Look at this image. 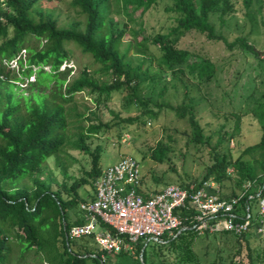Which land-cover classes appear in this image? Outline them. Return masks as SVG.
I'll list each match as a JSON object with an SVG mask.
<instances>
[{
    "label": "trees",
    "instance_id": "1",
    "mask_svg": "<svg viewBox=\"0 0 264 264\" xmlns=\"http://www.w3.org/2000/svg\"><path fill=\"white\" fill-rule=\"evenodd\" d=\"M53 1L0 0V264L9 262L14 249L20 259L34 250L44 257L45 264H141V261L143 264H200L194 245L201 236L191 229L165 239L162 244L148 243L145 247L138 244L134 255L105 253L96 247L92 237L66 239L70 227L84 222L79 204L85 199L79 195L78 189L89 186L93 191V183L103 170L100 166L101 146L91 148L87 141L117 124L113 126L111 121L107 124L101 121L91 123L89 116L93 117V112H89L87 117L83 114L78 116L90 123L78 129L73 147L88 157L89 169L83 171L82 177H72L70 184L65 181L57 183L56 189H52L50 179L41 180L39 175L44 172L45 161L57 157L65 146L68 119L64 105L85 91L106 98L112 92H121L124 104L136 106L140 115L120 119L117 113L110 111L119 122L131 124L142 116L155 120L158 112L168 110L178 119H186L191 143L211 150L210 165L206 166L201 178L179 185H200L211 180L222 187L229 181L230 192L219 193L229 198L236 196L242 185L250 182L253 186L249 194L260 192L263 195L264 97L249 111L259 125V141L232 158L220 150V145L228 138L238 136L242 115L230 113L233 119L231 131H224L221 127L217 141L211 143L196 115V100L189 96L182 78L189 74L195 80L209 83L215 81L217 70L208 57L196 55L180 46L182 38L195 33L209 42L222 43L227 50L239 49L259 59L260 53L246 37L239 36L228 41L224 36L226 20L237 12L236 5L240 4L244 16L252 21L251 8L256 0H168L171 5L166 10L174 13V24L165 33L140 38L141 29L138 32L129 31L131 40L126 43L123 40L128 30L126 25L120 28L115 23L112 3L120 5L132 21V15L138 13L142 16L163 0H70L71 8L77 10L84 21H74L66 26L58 24L52 9L42 8L43 4ZM31 40H36L38 45L32 46ZM70 43L75 44L83 54H88L110 80L99 83L86 68L75 77L70 76L69 67L61 69L70 60L71 51L67 47ZM150 46L156 47L160 53L155 71L151 70ZM23 51L28 53L27 56ZM10 60H16L17 70L8 66ZM40 72L48 73L53 80L46 96L62 106H35L24 112L18 105L12 104V94L3 91L1 85L6 82L14 86L16 81L23 80L20 76L33 75L35 80L29 86L36 84ZM166 77L179 81L183 86V100L178 105L163 100L168 82ZM45 89L38 92L44 94ZM161 145L157 143L151 154L154 161H163L165 148ZM228 169L232 172L228 173ZM62 174L69 178L65 170ZM28 176L30 186L12 187L13 182ZM138 192L142 193V190ZM240 204V207L248 205L250 209V229L241 235L227 231L202 235H210L212 240L220 241L222 251L227 253L223 257L220 255L222 251L216 250L215 258L208 264H233L242 251L247 264H264V251L259 253L254 250L251 241L259 237L254 231L258 224L257 198L248 200L245 196ZM150 244L152 249L147 251ZM111 257L114 258L110 261Z\"/></svg>",
    "mask_w": 264,
    "mask_h": 264
},
{
    "label": "rangeland",
    "instance_id": "2",
    "mask_svg": "<svg viewBox=\"0 0 264 264\" xmlns=\"http://www.w3.org/2000/svg\"><path fill=\"white\" fill-rule=\"evenodd\" d=\"M170 5L171 2L163 0L142 16H139L138 13L132 15V21H129L120 5L117 6L113 2L111 9L115 23L120 28L126 25L128 30L123 40L124 43L131 40L129 31L138 32L141 29L139 38L143 35L165 33L174 24V13L166 10ZM42 8L52 9L60 26H66L74 21L81 23L84 21L83 16L71 8L70 0H54L50 4H43ZM236 9L237 12L226 20L224 36L228 41L239 36L246 37L260 53L259 59L239 49L227 50L222 43L209 42L203 36L195 33L188 34L180 41L182 48L196 55L208 57L217 70L215 81L209 83L195 80L189 74L182 78L187 85L189 96L196 100V115L203 127L204 134L211 138V143L214 144L217 141L221 127L224 131H231L233 119L230 113L242 115L238 136L235 139L228 138L220 145V150L230 154L232 158H236L245 147L259 141L260 128L249 111L257 101L264 97V0H256L252 6V21L244 16L240 4L236 5ZM30 44L36 46L38 42L31 40ZM67 47L71 51V57L61 69L69 67L71 77L77 76L86 68L97 82L103 83L110 80L108 75L101 72L100 66L94 63L88 54H83L75 44L70 43ZM150 51L151 70L155 71L158 68L157 58L160 53L154 46H150ZM22 53L26 56L28 54L26 51ZM14 69L17 70L16 67ZM20 77L23 79L22 81H16L15 84L11 82L14 86L8 85L6 82L1 85L3 91L12 94L13 105H18L24 112L35 106L51 108L62 106L60 102H53L49 96H46L49 94L50 88H52L51 82H53L48 73H38L37 83L30 86L29 83L35 80L34 75ZM1 79L5 80V77ZM166 81L168 82H166V93L163 100L172 105H178L183 100V86L179 81L172 80L170 77H166ZM44 88H46L45 95L38 92ZM149 107L151 108V105ZM64 109L68 119L65 146L57 157H50L45 161L44 172L39 175L41 180L50 179L52 189H56L57 183L64 181L70 184L72 177H82L83 171L89 169L88 157L73 147L78 129L90 123L87 120L83 121L78 116L83 114L87 117L89 112L95 114L93 117L89 116L92 120L91 123L101 121L103 124H107L111 121L113 126L117 124L109 131L99 132L87 141L91 148L97 145L101 146V168L105 169L118 162L122 157L130 156L139 165L142 187L145 191H158L166 185L187 183L190 179L199 180L206 166L210 165L211 150L205 146L191 143L190 128L186 119H178L174 113L168 110L158 112L155 120L142 116L131 124L121 123L112 116L110 111L117 113L120 119H126L139 116L140 110L134 105L126 106L121 92H112L106 98L104 95L98 96L97 93L89 94L86 91L75 95L71 103L64 105ZM157 143H162L165 148L162 153V162L154 161L151 158ZM62 170H65L69 178L63 176ZM155 179H159V181H155ZM30 185L29 176L12 183V187ZM219 190L229 193L230 182H225L222 187H219ZM91 192L92 188L89 186H81L78 189L79 195L84 199ZM251 241L254 250L259 253L264 251V237H257ZM151 249L150 244L147 251ZM218 249L222 251V243L212 240L210 235L209 237L201 236L194 245V252L200 264H208L213 261ZM220 255L226 257L227 253L222 251ZM113 258L111 257L110 261ZM7 264H45V259L34 250L24 254L20 259L18 251L14 249ZM233 264H247L244 251L234 259Z\"/></svg>",
    "mask_w": 264,
    "mask_h": 264
},
{
    "label": "built area",
    "instance_id": "3",
    "mask_svg": "<svg viewBox=\"0 0 264 264\" xmlns=\"http://www.w3.org/2000/svg\"><path fill=\"white\" fill-rule=\"evenodd\" d=\"M7 64L17 68L16 60ZM142 186L139 165L130 156L103 169L93 183V197L79 204L83 224L70 227L66 239L92 237L105 253L134 255L138 244H162L186 229L198 236L226 231L241 235L250 229L252 218L248 205L240 207L245 196L257 198L254 231L264 237V194H249L253 183L243 184L237 195L229 198L222 197L218 184L211 180L200 185L169 184L153 192Z\"/></svg>",
    "mask_w": 264,
    "mask_h": 264
},
{
    "label": "crops",
    "instance_id": "4",
    "mask_svg": "<svg viewBox=\"0 0 264 264\" xmlns=\"http://www.w3.org/2000/svg\"><path fill=\"white\" fill-rule=\"evenodd\" d=\"M90 195H93V191L85 198V200H87V199H89V198H91V196Z\"/></svg>",
    "mask_w": 264,
    "mask_h": 264
},
{
    "label": "water",
    "instance_id": "5",
    "mask_svg": "<svg viewBox=\"0 0 264 264\" xmlns=\"http://www.w3.org/2000/svg\"><path fill=\"white\" fill-rule=\"evenodd\" d=\"M141 261V260H140ZM141 264H143V262L141 261Z\"/></svg>",
    "mask_w": 264,
    "mask_h": 264
}]
</instances>
